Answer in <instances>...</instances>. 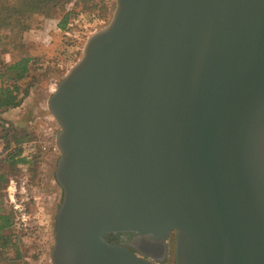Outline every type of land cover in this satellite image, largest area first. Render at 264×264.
<instances>
[{
  "label": "water",
  "instance_id": "1",
  "mask_svg": "<svg viewBox=\"0 0 264 264\" xmlns=\"http://www.w3.org/2000/svg\"><path fill=\"white\" fill-rule=\"evenodd\" d=\"M53 83L52 264H264V0H114Z\"/></svg>",
  "mask_w": 264,
  "mask_h": 264
},
{
  "label": "rangeland",
  "instance_id": "2",
  "mask_svg": "<svg viewBox=\"0 0 264 264\" xmlns=\"http://www.w3.org/2000/svg\"><path fill=\"white\" fill-rule=\"evenodd\" d=\"M114 0H71L64 8L46 14H33L27 30L0 27V60L9 63L31 57L27 76L20 81L28 94L20 106L3 113L11 126L9 147L31 139L25 146L29 166H17L0 158V214L12 224L0 232V264H52L54 215L62 196L54 170L59 152L54 150L59 127L46 107V101L68 68L81 56L87 37L110 19ZM71 11L66 28L59 21ZM1 143V141H0ZM6 152L0 153L4 157ZM27 166L30 170L27 169ZM15 183V198L8 186ZM24 191V192H23ZM4 241V242H3ZM163 264H175L174 233L166 241Z\"/></svg>",
  "mask_w": 264,
  "mask_h": 264
},
{
  "label": "trees",
  "instance_id": "3",
  "mask_svg": "<svg viewBox=\"0 0 264 264\" xmlns=\"http://www.w3.org/2000/svg\"><path fill=\"white\" fill-rule=\"evenodd\" d=\"M71 0H0V27L23 31L27 30L28 21L33 14H46L54 8H64ZM71 11H66L59 21L61 28H66L69 22ZM33 60L31 57L23 56L18 60L9 63L0 60V153L6 152L2 158L10 165L17 166L19 164H29V154H25L26 143L31 139L21 143H16L17 147L11 149L9 144L15 139L11 134V126L3 115L4 112L14 109L21 105L23 99L28 94V88L22 87L20 81L23 80L28 73L29 64ZM14 136V135H13ZM17 142L22 138L15 139ZM29 145V143H28ZM33 147V143L31 145ZM29 166V165H28ZM27 166V169L30 170ZM12 224L8 215L0 214V232L10 227ZM108 234L104 237L107 238ZM108 239V238H107ZM4 242V241H3Z\"/></svg>",
  "mask_w": 264,
  "mask_h": 264
},
{
  "label": "flooded vegetation",
  "instance_id": "4",
  "mask_svg": "<svg viewBox=\"0 0 264 264\" xmlns=\"http://www.w3.org/2000/svg\"><path fill=\"white\" fill-rule=\"evenodd\" d=\"M136 236H137V234H135V233L118 232V233H109L107 238L111 242L118 243L120 245L126 246L132 252H134L135 254H137L138 256H140L143 259L151 261L153 264H163L164 263V259L163 260L150 259L148 255H145V254L141 253L136 247L130 245V243L133 241V238L136 237ZM169 238H170V236L168 237V239ZM165 249H166V242H165Z\"/></svg>",
  "mask_w": 264,
  "mask_h": 264
},
{
  "label": "built area",
  "instance_id": "5",
  "mask_svg": "<svg viewBox=\"0 0 264 264\" xmlns=\"http://www.w3.org/2000/svg\"><path fill=\"white\" fill-rule=\"evenodd\" d=\"M32 143H29L28 147H31ZM54 150L58 151L57 147L54 146ZM14 181L13 180H10V183L12 184ZM8 190H10V192L8 193V196L10 199L14 200L15 198V190H16V187H15V183H13V188L11 189V185L8 186ZM24 192V191H23Z\"/></svg>",
  "mask_w": 264,
  "mask_h": 264
}]
</instances>
